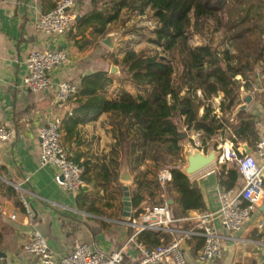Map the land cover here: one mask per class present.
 <instances>
[{"label": "trees", "instance_id": "trees-1", "mask_svg": "<svg viewBox=\"0 0 264 264\" xmlns=\"http://www.w3.org/2000/svg\"><path fill=\"white\" fill-rule=\"evenodd\" d=\"M92 3L94 8L83 16V22L99 34L105 33L108 24L117 22L124 36L130 17L149 12L156 25L147 36V43L159 51L148 53L127 48L115 59L123 76L98 71L81 78L74 96L77 106L62 119L61 133L70 138L85 118L106 113L115 139L114 152L109 169L102 167L94 177L87 175L86 163L66 149L69 157L84 167L85 182L103 189L115 184L116 193L122 196L120 151L136 186L130 193L131 209L162 204L167 199L172 200L168 207L174 218L189 210L203 209L198 185L179 167L168 169L167 158L182 152V128L200 133L203 142L222 134V140L228 139L234 145L247 142L252 146L257 136L253 117L241 111L232 119V111L239 103L241 88L249 89L257 70L264 72V0H92ZM114 79L119 86L109 94ZM219 95L220 113L213 104ZM217 143L214 142V147ZM201 148L207 151L205 143ZM218 167L219 185L234 186L239 179L236 164L227 161ZM164 168L169 170L170 179L161 185L156 172ZM161 237L165 241L170 238L168 234L149 230L141 232L138 240L152 247Z\"/></svg>", "mask_w": 264, "mask_h": 264}, {"label": "crops", "instance_id": "crops-1", "mask_svg": "<svg viewBox=\"0 0 264 264\" xmlns=\"http://www.w3.org/2000/svg\"><path fill=\"white\" fill-rule=\"evenodd\" d=\"M55 1L0 0V122L13 130L12 138L0 145V251L5 253L4 257L0 256V264L36 263V259L23 248L34 228L46 237L48 246L58 255L68 254L75 242H86L94 248L110 252L123 246L132 231L119 222L124 217L122 199L119 204L114 196H100L103 188L94 187L93 182L84 181L86 188L78 192L67 191L55 182L54 167L39 163V128L55 116L62 119L67 117L77 103L75 99L67 103L57 102L54 89H25L23 79L28 73L27 55L37 50L64 51L67 61L49 72L50 78L55 82L67 80L79 86L83 76L94 72L105 71L113 76L120 74L110 72L115 59L121 57L117 53L120 40H116L113 48L103 42L106 35L117 34L114 28L117 22L108 24L103 34L95 32L92 26L83 22V16L94 8L92 0H77L73 9L76 20L64 35L54 36L36 30L37 18L52 9ZM257 71L249 89L241 88L240 91L252 96L242 112L253 117L257 134L252 146L247 142L233 144L235 147H244L245 151L247 147L250 151L254 149L259 133L264 130V72ZM118 86L114 79L108 93L112 94ZM221 98L219 95L213 102L218 113ZM235 117L232 114V119ZM63 135L64 133L61 140L64 148L72 156L78 157L80 162L86 163L88 176L94 177L104 166L109 169L115 139L106 113L85 118L74 128L70 138ZM215 137L220 139L217 145L229 141L222 140V134ZM119 162V173L125 171L126 164L129 169L120 151ZM224 163L218 161L209 168L188 176L202 193L204 208L199 211L218 208L217 193L223 187L218 183L216 172L218 166ZM119 181L122 182L120 179ZM239 182L240 179L235 185ZM13 184L21 187L25 200L33 211L31 218L25 215L19 199L20 190ZM129 192L131 193L130 187ZM262 203L264 205V200ZM194 211L198 210L178 215L176 218L183 220L176 224L190 226L192 223L184 218ZM261 211L262 206L235 233L229 232L222 226L220 219L214 217L212 225L224 236L221 256L208 263L198 262L196 255L202 239L194 237L184 243L187 261L190 264H263L264 246L257 244L262 238L256 228ZM138 258L139 252L135 244L126 245L123 263L134 264Z\"/></svg>", "mask_w": 264, "mask_h": 264}, {"label": "built area", "instance_id": "built-area-1", "mask_svg": "<svg viewBox=\"0 0 264 264\" xmlns=\"http://www.w3.org/2000/svg\"><path fill=\"white\" fill-rule=\"evenodd\" d=\"M77 0H56L49 11L41 14L35 28L43 33L62 36L76 20L74 7ZM67 61V54L59 50L31 51L26 57L27 75L23 79V87L29 91L55 90V99L59 103H67L74 99L77 84L62 80L53 81L49 72ZM62 118L55 116L39 128L40 153L39 163L54 167L55 182L63 189L78 192L84 185V167L71 159L61 143ZM194 132V131H193ZM201 137L200 133H196ZM13 136V130L0 122V145ZM218 161L234 162L238 168L240 182L238 185L221 188L218 193L219 206L213 211H194L184 220L191 222L188 227L176 223L183 220L174 218L166 202L162 204L142 205L130 209L129 216L122 217L119 222L131 228V234L123 246L110 252L92 247L86 242H75L72 250L66 255H58L48 246L46 237L36 228L30 231L29 239L23 248L27 254L36 259L35 264H124L123 250L129 243H134L139 258L134 264H190L184 254V243L194 237L202 239V245L196 255L200 263H208L221 256L224 236L212 225V219L218 217L229 232L239 231L244 223L262 206L256 228L264 246V130L258 135L254 149L246 152L244 147H235L226 141L216 147ZM2 160L0 157V167ZM161 185L170 179L169 170L164 168L156 173ZM19 199L25 215L31 218L33 211L25 200L18 184ZM155 231L170 236L163 237L155 246H149L138 240L144 231Z\"/></svg>", "mask_w": 264, "mask_h": 264}, {"label": "rangeland", "instance_id": "rangeland-1", "mask_svg": "<svg viewBox=\"0 0 264 264\" xmlns=\"http://www.w3.org/2000/svg\"><path fill=\"white\" fill-rule=\"evenodd\" d=\"M77 4V1H76ZM75 4V5H76ZM126 26L124 27V29L127 30V34L122 36V27L119 25V23L115 24V32L118 34V39L117 41L120 40V44H119V48H118V57L121 55L119 52L125 49H133L135 51H141V50H145L148 53H154L155 51H159V49H155L152 45L147 43V36H149L151 34V30L155 27L156 23L155 20L151 17L150 13H146L143 16H132L130 17V19L128 20V22L125 24ZM120 58V57H119ZM116 73L118 74L119 72L121 73L120 75L123 76V72H122V67L120 65H116ZM125 86L128 87L129 89H131V87L129 86V83H125ZM181 132L184 133L182 135V141H181V145H182V152L180 154H178L177 156H168V169L172 166H177L179 167L181 170L183 169L184 165L186 164L185 161V151L187 150H200L202 151L203 149L201 147L205 145L207 146V151L216 150V147H214V142L215 141H220L219 138L214 137L212 140H206L205 142H203L202 138L200 136H197L195 133H193L192 130H186L185 128L181 129ZM125 149V148H124ZM205 152V151H203ZM124 156V155H123ZM122 159H124V157H122ZM129 165V164H128ZM166 168V169H167ZM129 172L132 175V171L131 168L129 166ZM157 173V172H156ZM133 176V175H132ZM122 183H124L123 185H129L130 187V191L134 192L136 190V186L133 184L132 181H122ZM263 188H264V184H263ZM117 189L115 184H111L108 187H105L104 189H102V193H100V196H114L116 198V200H118V203L120 204L122 196L119 195L118 193H116ZM264 200V198H263ZM154 202L157 201V198L153 199ZM122 218V217H121ZM126 227V226H125Z\"/></svg>", "mask_w": 264, "mask_h": 264}, {"label": "water", "instance_id": "water-1", "mask_svg": "<svg viewBox=\"0 0 264 264\" xmlns=\"http://www.w3.org/2000/svg\"><path fill=\"white\" fill-rule=\"evenodd\" d=\"M117 36L118 34L106 35L103 42L108 47L113 48L114 43L117 40ZM116 70H117L116 66L113 65L110 69V72L116 73ZM240 98H241V103H239L236 106V108L233 110V113H232L233 117H235V115H237L239 112L246 109V107L248 106V104L250 103L252 99V96L251 94L242 91L240 92ZM246 149H247L246 152L250 151L249 147H247ZM185 161H186V164L184 165L182 171L187 176H190V175L199 173L209 168L210 166L214 165L216 162H218V153L215 149L206 151V152H203L200 150H192V151L187 150L185 151ZM119 179L124 182L131 181L133 179V176L129 172V169H127V164H126L125 171H121L119 173ZM82 188L85 189L86 188L85 185H83ZM122 190H123L122 200H123V205H124L123 216H129V211L131 209L129 187L127 185H123ZM166 203L167 205H170L172 203V200L168 199ZM0 256L4 257L5 253L0 251Z\"/></svg>", "mask_w": 264, "mask_h": 264}]
</instances>
